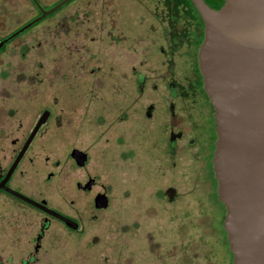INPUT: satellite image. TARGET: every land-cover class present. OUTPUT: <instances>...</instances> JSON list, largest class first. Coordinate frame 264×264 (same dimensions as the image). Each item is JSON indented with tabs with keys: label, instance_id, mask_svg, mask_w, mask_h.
<instances>
[{
	"label": "rangeland",
	"instance_id": "obj_1",
	"mask_svg": "<svg viewBox=\"0 0 264 264\" xmlns=\"http://www.w3.org/2000/svg\"><path fill=\"white\" fill-rule=\"evenodd\" d=\"M139 1L144 8L135 0H79L56 19L28 28L0 53L1 119L6 121L5 114L12 112L34 118L43 110L53 114L45 125L52 137L45 155L49 162L60 159L58 165L47 162L44 168L53 172L45 197L53 200L60 192L80 211L82 235L60 237L57 245L43 248L45 253L37 252L34 264L222 261L217 230L212 228L218 205L206 160L211 148L205 142L195 144L212 129L210 108L198 85L192 102H172L177 130L170 129L165 115L163 85L152 93L145 89L135 99L125 110L128 121L119 119L120 102L111 100V69L126 75L153 32L172 31L179 41L190 29L187 22L158 25L136 20L134 16L149 14L146 10L155 0ZM165 1L168 8L178 4L181 14L188 13L184 0ZM30 11L26 0H0V37L21 26ZM84 14L88 21H68L70 15L81 19ZM189 56L187 48L178 55V77L189 69ZM147 103H153L148 109L151 120L140 116L130 122ZM69 144L86 147L88 160L82 169L61 162ZM86 175L95 185L89 193L75 190L73 197L70 188ZM94 192L108 199L102 210L92 206ZM93 203L97 207L100 201Z\"/></svg>",
	"mask_w": 264,
	"mask_h": 264
},
{
	"label": "flooded vegetation",
	"instance_id": "obj_2",
	"mask_svg": "<svg viewBox=\"0 0 264 264\" xmlns=\"http://www.w3.org/2000/svg\"><path fill=\"white\" fill-rule=\"evenodd\" d=\"M26 1L31 8V14L23 20L21 26L0 37V53L7 47L8 43L32 27L33 23L56 19L60 16L59 13L63 9L79 0H49L47 3H44L43 0ZM135 1L140 7H143L139 0ZM42 3L47 6L43 7ZM184 3L188 11L184 15L181 14L182 8L180 5L174 4L168 8L165 0H155L152 1L151 6H148L146 10L147 12L149 11V14L134 16L137 17V19H134L138 21L145 20L150 23H157L158 25L187 22L190 23V29L185 33L184 39L179 41L175 37L176 33L172 31H169L168 34L161 30L153 32L152 35L155 36L150 38L149 41H145L144 46L147 44V48H144L137 63L135 61L128 67L126 75L122 73L121 78L117 69H111V100L112 102L114 100L120 102L122 112L118 114V117L121 120L128 121L129 115L125 110L133 104L135 99L145 93V89L149 90L148 93H152V90L160 91L163 85L165 101L168 107L165 115L170 129L177 130L175 128L177 125L173 121L176 111L172 110L174 108L172 102L175 99H180L183 104L189 98L192 102L194 100L195 87L198 85L210 108L212 129L210 130L209 137L199 139L195 144L205 142L210 145L211 149L210 151L207 150L206 160L214 185L213 194H215V199L217 200L215 193L216 182L213 177L211 163L215 140L212 108L203 91L201 75L197 67V50L203 37V25L201 20L199 21L198 19L199 16L196 17L193 14L190 1L184 0ZM89 6H91L90 1H87V7ZM49 9H52L49 13L19 30L25 24L38 18L42 12ZM156 9H160V12H154ZM114 18L119 17L115 16ZM88 20L87 14L82 15L81 19H78L75 15H70L68 19V21ZM186 48L190 50L187 63L189 69L181 73V77H178V73L174 71V67L176 66L178 55L183 53ZM161 70L167 72L164 77L158 73ZM155 82H157V85ZM180 87H183L182 90ZM182 91H184V95L180 93ZM152 105L153 103L145 104L144 109L137 114V117L129 121L132 122L140 118V116L151 120L152 115L148 109H151ZM40 115L38 114L34 118L33 114H15L12 112V114H5V117L8 116V121H3L0 117V264H34L37 259V252H46L43 248L57 245L60 242V237L63 236L78 239L83 232L81 229L79 207L73 199L65 198L60 192L53 200L49 199L50 197H45V195H48L45 186L53 177V172L49 170L44 171V168L47 166V162L49 165H51L50 163H53L54 166L58 165L60 158L49 162V157L45 155L46 150H50V143L52 141L50 130L45 125L53 114H47L44 121L37 127L28 140ZM112 122L113 118L110 123L112 124ZM127 128L131 129L129 126ZM63 141L60 139L59 143ZM63 144L64 142L62 146ZM196 148L198 156L199 149L197 146ZM73 150H77L84 155L81 163H79V155L77 157L72 155ZM61 157L63 158L61 162L67 160L70 166L78 169H82L88 160L86 147L82 148L75 144L65 145ZM94 185L95 179L86 175L83 181H75L70 191L74 197L75 190L78 193H89ZM98 195L105 197L106 206L108 199L104 194L98 192H94L90 196L93 208L95 210H102L103 207H95L93 203ZM29 201H33L41 207L35 206ZM45 209L51 211V213ZM54 214L63 217L69 223L66 224L64 220H61ZM214 214L216 218L212 222V228L213 230H217L218 235H221L220 228L222 229L224 215L223 206H217ZM73 225L74 227H72ZM217 240L220 251L219 239ZM220 257L222 261L219 264H224V258Z\"/></svg>",
	"mask_w": 264,
	"mask_h": 264
},
{
	"label": "water",
	"instance_id": "obj_3",
	"mask_svg": "<svg viewBox=\"0 0 264 264\" xmlns=\"http://www.w3.org/2000/svg\"><path fill=\"white\" fill-rule=\"evenodd\" d=\"M189 1L203 25L197 67L212 108L211 163L227 247L232 264H264V0H222L217 9ZM40 114L28 140L49 112ZM72 155L83 161L81 152ZM96 201L106 206L103 195Z\"/></svg>",
	"mask_w": 264,
	"mask_h": 264
},
{
	"label": "trees",
	"instance_id": "obj_4",
	"mask_svg": "<svg viewBox=\"0 0 264 264\" xmlns=\"http://www.w3.org/2000/svg\"><path fill=\"white\" fill-rule=\"evenodd\" d=\"M209 7L217 9L221 4H222V0H213L210 2V0H203ZM193 14L198 17L196 11L194 10L193 6H191ZM199 21L200 18L198 17ZM36 23H33L32 25H35ZM215 197V194H214ZM216 201V204L218 206H221V203L219 201ZM220 221H219V225H220ZM221 227V226H220ZM221 231V235H218V239H219V247H220V255L224 258V264H231V253L229 252L228 248H227V242H226V238H225V233L224 231L220 228Z\"/></svg>",
	"mask_w": 264,
	"mask_h": 264
}]
</instances>
